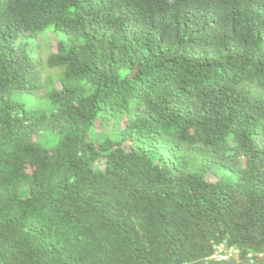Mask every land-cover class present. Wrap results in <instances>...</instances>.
Masks as SVG:
<instances>
[{
	"label": "trees",
	"instance_id": "obj_1",
	"mask_svg": "<svg viewBox=\"0 0 264 264\" xmlns=\"http://www.w3.org/2000/svg\"><path fill=\"white\" fill-rule=\"evenodd\" d=\"M0 264H264V0H0Z\"/></svg>",
	"mask_w": 264,
	"mask_h": 264
},
{
	"label": "rangeland",
	"instance_id": "obj_2",
	"mask_svg": "<svg viewBox=\"0 0 264 264\" xmlns=\"http://www.w3.org/2000/svg\"><path fill=\"white\" fill-rule=\"evenodd\" d=\"M57 88H59V86L57 85ZM22 96V95H21ZM17 99L19 100L20 99V101H22V100H24L22 97H17ZM97 126H98V128H97V130H100V125H99V123L97 124ZM208 180L209 181H211V182H215L216 181V179L212 176V175H210L209 177H208ZM215 251H216V259L215 260H218V258H221V259H232V261L234 262V263H238V261H239V254L238 253H236V252H233L231 249H227L226 248V244H221V245H219L216 249H215ZM222 255H225L226 257H221ZM261 256L262 255H260L259 256V258H261Z\"/></svg>",
	"mask_w": 264,
	"mask_h": 264
},
{
	"label": "clouds",
	"instance_id": "obj_3",
	"mask_svg": "<svg viewBox=\"0 0 264 264\" xmlns=\"http://www.w3.org/2000/svg\"><path fill=\"white\" fill-rule=\"evenodd\" d=\"M233 252H236L237 253V251L236 250H233V249H231ZM216 252H215V254L212 256V258H214V259H216ZM221 257H226L225 255H222ZM221 260H226V259H221V258H218V261H221Z\"/></svg>",
	"mask_w": 264,
	"mask_h": 264
}]
</instances>
